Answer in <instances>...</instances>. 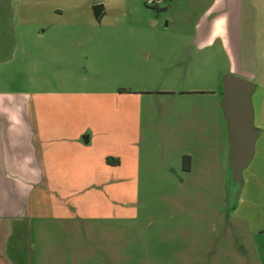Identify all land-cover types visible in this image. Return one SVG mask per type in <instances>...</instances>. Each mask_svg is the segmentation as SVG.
I'll return each mask as SVG.
<instances>
[{"label":"rangeland","instance_id":"1","mask_svg":"<svg viewBox=\"0 0 264 264\" xmlns=\"http://www.w3.org/2000/svg\"><path fill=\"white\" fill-rule=\"evenodd\" d=\"M213 1L15 0V23L35 24L34 37L18 40L15 56H0L8 60L0 90L66 89L82 93L83 103L97 100L94 93L122 94L128 104L121 112L147 122L143 139L128 146L140 152L142 177L136 194L129 190V217L53 222L52 232L47 227L32 242L46 247L41 262L264 264L263 144L233 180L223 109L225 76L248 78L232 71L220 40L197 41ZM21 3L29 15L18 16ZM100 3L108 8L98 18L92 6ZM255 98L259 112L262 88ZM118 112L105 111L113 118Z\"/></svg>","mask_w":264,"mask_h":264},{"label":"crops","instance_id":"2","mask_svg":"<svg viewBox=\"0 0 264 264\" xmlns=\"http://www.w3.org/2000/svg\"><path fill=\"white\" fill-rule=\"evenodd\" d=\"M23 4L18 16L29 15ZM96 6L101 16L108 8L95 4V14ZM16 12L15 0H0V56H15L16 42L34 37L33 23L17 25ZM196 31L202 46L220 40L232 71L255 82L251 101L260 133L251 164L264 150V98L259 112L255 105L257 89L264 91V0H214ZM4 60L0 67L8 64ZM52 89L0 90V264H47L40 261L46 247L32 242L44 237L47 227L52 232L53 222L83 214L90 220H124L134 202L129 190L133 195L141 187V155L128 146L143 139L147 122L140 113L130 119L121 112L126 95L94 93L97 100L83 103L82 93ZM110 107L119 111L117 117L106 115Z\"/></svg>","mask_w":264,"mask_h":264},{"label":"water","instance_id":"3","mask_svg":"<svg viewBox=\"0 0 264 264\" xmlns=\"http://www.w3.org/2000/svg\"><path fill=\"white\" fill-rule=\"evenodd\" d=\"M101 6L95 7L98 18ZM255 84L245 78L228 74L224 78L223 109L228 123L229 166L232 178L239 179L255 154L259 131L254 124V109L251 101Z\"/></svg>","mask_w":264,"mask_h":264},{"label":"trees","instance_id":"4","mask_svg":"<svg viewBox=\"0 0 264 264\" xmlns=\"http://www.w3.org/2000/svg\"><path fill=\"white\" fill-rule=\"evenodd\" d=\"M190 157L189 156H185L183 159V167L186 171H189L191 169V165H190Z\"/></svg>","mask_w":264,"mask_h":264}]
</instances>
